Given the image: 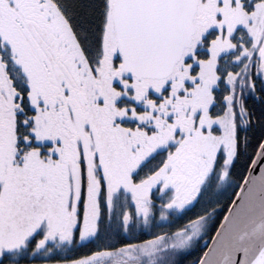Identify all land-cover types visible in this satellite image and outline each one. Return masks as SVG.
I'll use <instances>...</instances> for the list:
<instances>
[{
	"label": "snow or ice",
	"instance_id": "6c2138e0",
	"mask_svg": "<svg viewBox=\"0 0 264 264\" xmlns=\"http://www.w3.org/2000/svg\"><path fill=\"white\" fill-rule=\"evenodd\" d=\"M0 264H264V0H0Z\"/></svg>",
	"mask_w": 264,
	"mask_h": 264
}]
</instances>
